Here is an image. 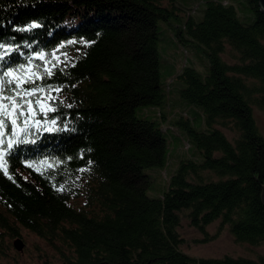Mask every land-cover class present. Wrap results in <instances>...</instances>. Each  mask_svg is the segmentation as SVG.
<instances>
[{
	"label": "trees",
	"instance_id": "16d2710c",
	"mask_svg": "<svg viewBox=\"0 0 264 264\" xmlns=\"http://www.w3.org/2000/svg\"><path fill=\"white\" fill-rule=\"evenodd\" d=\"M248 2L251 23L234 4L207 0L202 20L190 15L178 28L180 41L208 49L205 76L193 66L179 74L181 94L203 107L208 128L184 117L177 124L203 160L183 159L163 196L151 197L143 169L165 166L168 144L160 123L136 107L165 103L158 20L176 15V0H0V54L12 50L0 75L47 67L53 75L34 86L60 89L46 101L56 111L37 116L52 130L42 123L21 137L28 142L7 157L11 179L0 170V258L17 259L12 240L26 228L58 264H264V253L195 257L180 248L182 211L203 231L221 219L238 242H264V133L255 115L264 111V13ZM229 47L232 63L223 57ZM218 124L236 130L235 140ZM35 247L43 264H55Z\"/></svg>",
	"mask_w": 264,
	"mask_h": 264
},
{
	"label": "rangeland",
	"instance_id": "374dc122",
	"mask_svg": "<svg viewBox=\"0 0 264 264\" xmlns=\"http://www.w3.org/2000/svg\"><path fill=\"white\" fill-rule=\"evenodd\" d=\"M225 2L235 5L238 16L243 22L251 23L254 20V13L248 0H225ZM176 6V15L169 19L161 18L158 20L159 40L157 49L160 60V80L166 94L165 103L162 105L141 104L136 107L138 117L156 120L160 123L168 144L166 165H151L143 169L150 177L146 192L151 197L163 196L169 188L172 175L183 159L192 158L199 162L203 160L199 148L190 140L187 129L177 124V120L184 117L190 119L192 125L199 130L208 128L203 107L187 100L181 94V89L185 84L179 77L184 66H193L202 76H205L210 63L207 54L208 49L197 41L182 42L177 34L179 26H183L190 15L196 20L204 18L207 0H176ZM185 35L189 37L187 33ZM232 51L229 47L223 54V57L231 63L236 60ZM35 107L37 109V106ZM255 115L264 133V111L256 107ZM217 126L225 132L230 140H235L238 134L236 130L229 125L218 124ZM181 216L179 231L184 241L180 248L191 256L222 257L232 255L257 259L260 254L264 253V242L260 245L238 242L230 231L229 225H223L221 219L210 223L206 226V231H203L190 223L186 211H182ZM21 233L19 236H22L26 242L24 250H17L13 244L14 252H19L17 259L2 256L0 264H43V260L38 258L35 244H38L45 253H48L49 257H53L55 264L59 263L53 248L43 239L26 228H22Z\"/></svg>",
	"mask_w": 264,
	"mask_h": 264
},
{
	"label": "snow or ice",
	"instance_id": "6c2138e0",
	"mask_svg": "<svg viewBox=\"0 0 264 264\" xmlns=\"http://www.w3.org/2000/svg\"><path fill=\"white\" fill-rule=\"evenodd\" d=\"M31 27L38 28L40 25L33 24ZM10 51L12 50L7 49L5 53L0 54V60H3ZM36 58L44 60L45 54L37 53ZM38 69L39 66H33L25 72V66L21 65L19 68L10 67L0 75V170L10 179L12 177L9 175L7 157L11 155L15 146L28 142L22 140L21 137L31 135L32 129L40 131L42 123L45 124L46 131L52 130L47 128L46 119H37V116L41 115L46 118L49 112L56 111L55 107L45 101L54 99L48 94L59 92L60 89L35 87L37 81L44 80L45 76L53 75L51 68L46 67L43 72ZM20 72H25V74L19 75ZM36 105H39L38 111ZM50 123L55 124L56 121L51 120ZM28 167L32 165L29 164ZM58 190L63 191L64 189L61 187Z\"/></svg>",
	"mask_w": 264,
	"mask_h": 264
},
{
	"label": "water",
	"instance_id": "95a60500",
	"mask_svg": "<svg viewBox=\"0 0 264 264\" xmlns=\"http://www.w3.org/2000/svg\"><path fill=\"white\" fill-rule=\"evenodd\" d=\"M258 2H259L260 10L264 13V0H258ZM13 244L17 250L22 251V250H24L26 242L22 236H17L13 240Z\"/></svg>",
	"mask_w": 264,
	"mask_h": 264
}]
</instances>
